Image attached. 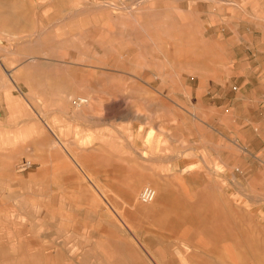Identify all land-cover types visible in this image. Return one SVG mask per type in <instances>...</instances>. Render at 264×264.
Listing matches in <instances>:
<instances>
[{"label":"rangeland","instance_id":"374dc122","mask_svg":"<svg viewBox=\"0 0 264 264\" xmlns=\"http://www.w3.org/2000/svg\"><path fill=\"white\" fill-rule=\"evenodd\" d=\"M231 6L0 0V40L18 15L36 29L29 57L0 56V264H43L45 246L50 264H264V59L227 56ZM132 186L173 206L136 213Z\"/></svg>","mask_w":264,"mask_h":264},{"label":"crops","instance_id":"0c3cea01","mask_svg":"<svg viewBox=\"0 0 264 264\" xmlns=\"http://www.w3.org/2000/svg\"><path fill=\"white\" fill-rule=\"evenodd\" d=\"M232 10L236 11V15H232L230 18L233 22L232 25L238 27L235 33L229 37L225 42L230 43L229 54L227 55L231 59H234V62H240L243 59L248 60L249 64L252 66L255 65L257 59H264V0H231ZM42 8V7H40ZM39 24L36 25L35 28H38ZM36 31L34 29V25L29 21V19H25L19 15L16 16L10 24L7 25L6 30H3L6 33L7 40H0V42H5L9 48L7 49V53L1 54L0 56L7 57H29V53H24L29 50V41L31 32ZM260 43L258 47V51H262V54H253L247 43ZM16 52V53H15ZM22 52V53H20ZM253 58L255 60H253ZM261 66L260 63H258ZM263 68V66L261 67ZM247 72H251L247 71ZM4 105L0 103V118L4 120H9V114L2 113V109ZM11 117V116H10ZM210 130H213L211 126H207ZM215 131V130H213ZM103 148V147H102ZM120 150V146L117 147ZM122 148V147H121ZM94 152V151H93ZM102 152H112V151H102ZM103 177L108 175V179L112 180L109 182L113 186H118L120 181H122L125 177V168L121 167L120 164H109V167H103ZM137 186L142 184L141 174H137V182L135 183ZM161 189V188H160ZM163 195H165L164 204L158 205L160 207V215H164L167 211H169V207L173 206L174 198L171 194L167 192L166 189H161ZM182 201H184L185 205L190 207H194V203H197V199L191 195L189 192H186L181 197ZM196 199V200H195ZM156 208V209H157ZM158 211V210H157ZM162 213V214H161Z\"/></svg>","mask_w":264,"mask_h":264},{"label":"bare ground","instance_id":"6f19581e","mask_svg":"<svg viewBox=\"0 0 264 264\" xmlns=\"http://www.w3.org/2000/svg\"><path fill=\"white\" fill-rule=\"evenodd\" d=\"M79 101H83V102H86V104H88L89 103V101L87 100V99H85V98H79ZM79 106H82V105H85V104H81V103H79L78 104ZM63 143V142H62ZM68 149V148H67ZM69 150V149H68ZM68 153V152H67ZM71 157V156H70ZM73 160H74V162H75V164H76V166L80 169V170H83L82 169V166L75 160V158L73 157ZM77 169V168H76ZM86 173V172H85ZM85 175V174H84ZM86 180V179H85ZM92 180V179H91ZM90 180V181H91ZM95 181V180H94ZM85 186H89V185H85ZM137 186V185H136ZM91 187V186H90ZM138 187V186H137ZM137 187H134V186H132L130 189H128L126 192H124V196L125 197H127V204H128V206L134 211V212H136V213H143V214H153V212L156 210V208H157V206L158 205H162V204H164V200H165V195H163V193H162V190L161 189H157V198H156V200L152 203L153 204V206H152V204H151V208H149V209H147V208H144V207H142L140 204H139V201H138V199H137ZM83 188V187H82ZM93 191H94V189H93ZM114 191V190H113ZM100 193L101 192H103V191H99ZM104 196V195H103ZM100 199V198H99ZM107 201V200H106ZM102 202V201H101ZM103 203V202H102ZM108 207H109V205H108ZM3 208H5V207H2V210H3ZM159 209V208H158ZM112 214V213H111ZM107 216V215H106ZM122 223L124 222L123 221V218L121 219H119ZM117 221V220H116ZM119 222V221H118ZM121 223V224H122ZM125 223V222H124ZM120 224V223H119ZM122 226V225H121ZM123 226H124V224H123ZM123 226H122V228H123ZM126 227H128L127 225H126ZM135 227V226H134ZM124 229V228H123ZM129 230V229H128ZM123 231V230H122ZM124 232V231H123ZM41 239V238H40ZM135 239V238H134ZM41 241H43V240H41ZM132 241V240H131ZM135 243V242H134ZM139 243V242H138ZM124 244V243H123ZM128 245V244H127ZM114 246V245H113ZM125 246V245H124ZM13 246H11V249H13L12 248ZM98 247H100V248H103L104 250H106L107 248H106V246H105V244H101V246H98ZM144 248V247H143ZM24 249V248H23ZM49 248L48 247H43V249H42V253H43V259H42V262H43V264H50L51 263V261H50V258H51V255H49V254H47L46 253V251L48 250ZM14 250V249H13ZM142 251V250H141ZM147 251V250H146ZM133 253V252H132ZM4 254V253H3ZM7 254V252L5 253V255ZM9 254V253H8ZM34 254V253H33ZM107 255L106 256H108V257H112V254H109V252H107L106 253ZM102 255V254H101ZM133 255V254H132ZM144 256H145V254H144ZM149 256V255H148ZM147 257V256H146ZM133 258V257H132ZM153 258V257H152ZM148 259V258H147ZM105 260V259H104ZM137 260V259H136ZM18 261V260H17ZM147 261V260H146ZM150 261V260H149ZM154 261V260H153ZM105 262V261H104ZM134 262V261H133ZM140 262V261H139ZM15 263H17V262H15ZM155 264H157L156 262H154ZM141 264V263H140ZM160 264V263H159Z\"/></svg>","mask_w":264,"mask_h":264},{"label":"built area","instance_id":"2783aa9c","mask_svg":"<svg viewBox=\"0 0 264 264\" xmlns=\"http://www.w3.org/2000/svg\"><path fill=\"white\" fill-rule=\"evenodd\" d=\"M81 104H86V102L79 101ZM32 167V163L30 161H25L19 166L20 171H26ZM157 198V191L150 186L145 187L139 197V200L144 205L152 204Z\"/></svg>","mask_w":264,"mask_h":264}]
</instances>
